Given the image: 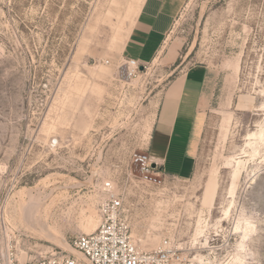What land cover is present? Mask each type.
<instances>
[{
    "label": "rangeland",
    "instance_id": "rangeland-1",
    "mask_svg": "<svg viewBox=\"0 0 264 264\" xmlns=\"http://www.w3.org/2000/svg\"><path fill=\"white\" fill-rule=\"evenodd\" d=\"M141 2L0 0V235L5 218L19 261L83 259L72 241L112 179L138 245L170 241L169 264H264V0H185L165 51L130 76ZM196 65L208 95L191 176L142 172L162 90Z\"/></svg>",
    "mask_w": 264,
    "mask_h": 264
},
{
    "label": "crops",
    "instance_id": "crops-1",
    "mask_svg": "<svg viewBox=\"0 0 264 264\" xmlns=\"http://www.w3.org/2000/svg\"><path fill=\"white\" fill-rule=\"evenodd\" d=\"M185 0H142L121 48L124 60L140 64L164 52V40ZM208 69L187 68L162 90L149 126L144 152L165 175L191 176L202 132Z\"/></svg>",
    "mask_w": 264,
    "mask_h": 264
},
{
    "label": "built area",
    "instance_id": "built-area-1",
    "mask_svg": "<svg viewBox=\"0 0 264 264\" xmlns=\"http://www.w3.org/2000/svg\"><path fill=\"white\" fill-rule=\"evenodd\" d=\"M125 63L130 76L139 71L140 65L144 66L133 59ZM134 156L142 172L158 169L152 166L147 154ZM97 215L95 229L78 234L71 244L83 259L74 254L49 250L25 261L18 260L14 232L10 231L6 219L2 218L5 228L0 235V264H169L175 258L173 245L166 239L156 249L145 250L138 245L126 214L123 195L115 190L112 179H105L99 184Z\"/></svg>",
    "mask_w": 264,
    "mask_h": 264
},
{
    "label": "water",
    "instance_id": "water-1",
    "mask_svg": "<svg viewBox=\"0 0 264 264\" xmlns=\"http://www.w3.org/2000/svg\"><path fill=\"white\" fill-rule=\"evenodd\" d=\"M144 69V66L143 65H140L139 66V70H143ZM152 166H154V165H152Z\"/></svg>",
    "mask_w": 264,
    "mask_h": 264
},
{
    "label": "bare ground",
    "instance_id": "bare-ground-1",
    "mask_svg": "<svg viewBox=\"0 0 264 264\" xmlns=\"http://www.w3.org/2000/svg\"><path fill=\"white\" fill-rule=\"evenodd\" d=\"M96 225H97V223H96ZM95 227H96V226H95ZM94 229H95V228H94ZM94 229H93V230H94Z\"/></svg>",
    "mask_w": 264,
    "mask_h": 264
}]
</instances>
